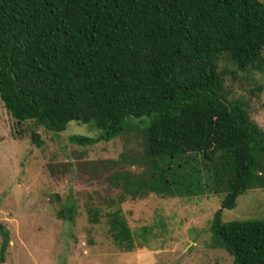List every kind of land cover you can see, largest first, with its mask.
I'll return each instance as SVG.
<instances>
[{
  "label": "trees",
  "instance_id": "16d2710c",
  "mask_svg": "<svg viewBox=\"0 0 264 264\" xmlns=\"http://www.w3.org/2000/svg\"><path fill=\"white\" fill-rule=\"evenodd\" d=\"M263 52L261 0H0V96L11 117L54 133L73 121L103 132L70 139L81 146L147 120L146 187L175 186L179 196L225 190L210 232L233 264H264V220L222 218L240 196L264 189V130L247 100L231 97L219 67L227 56L245 72ZM119 178L137 193L130 174ZM59 213L74 219L73 208ZM109 218L114 243L132 252L120 210ZM3 235L0 264L10 244Z\"/></svg>",
  "mask_w": 264,
  "mask_h": 264
},
{
  "label": "rangeland",
  "instance_id": "374dc122",
  "mask_svg": "<svg viewBox=\"0 0 264 264\" xmlns=\"http://www.w3.org/2000/svg\"><path fill=\"white\" fill-rule=\"evenodd\" d=\"M219 68L231 97L243 96L252 119L264 130V52L245 72L227 56ZM148 127L147 120L129 119L120 137L81 146L70 139L99 138L103 132L76 121L61 133L34 121L20 124L0 96V260L7 230L5 264H233L224 249L213 247L210 232L225 190L215 194L197 187L203 193L179 196L171 194L178 192L175 186L162 194L146 187ZM33 132L43 147L34 143ZM126 173L136 194L128 193L119 178ZM200 179L206 182L205 175ZM161 185L159 181L155 190ZM65 207L74 209L73 220L60 217ZM119 210L133 234L132 252L112 239L109 215ZM222 218L264 220V189L240 196L236 208L224 210Z\"/></svg>",
  "mask_w": 264,
  "mask_h": 264
},
{
  "label": "water",
  "instance_id": "95a60500",
  "mask_svg": "<svg viewBox=\"0 0 264 264\" xmlns=\"http://www.w3.org/2000/svg\"><path fill=\"white\" fill-rule=\"evenodd\" d=\"M0 228H1V226H0Z\"/></svg>",
  "mask_w": 264,
  "mask_h": 264
}]
</instances>
